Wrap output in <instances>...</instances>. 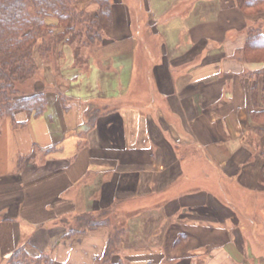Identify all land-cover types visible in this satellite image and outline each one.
<instances>
[{
	"label": "crops",
	"instance_id": "1",
	"mask_svg": "<svg viewBox=\"0 0 264 264\" xmlns=\"http://www.w3.org/2000/svg\"><path fill=\"white\" fill-rule=\"evenodd\" d=\"M111 3L88 64L33 82L44 114L0 126V264L21 246L97 264L112 225L67 237L64 223L104 211L126 219L112 264H264V134L248 130L244 76L262 65L236 60L264 15L241 0Z\"/></svg>",
	"mask_w": 264,
	"mask_h": 264
},
{
	"label": "trees",
	"instance_id": "2",
	"mask_svg": "<svg viewBox=\"0 0 264 264\" xmlns=\"http://www.w3.org/2000/svg\"><path fill=\"white\" fill-rule=\"evenodd\" d=\"M240 4L241 13L247 18L264 15V0H241ZM111 23V0H0V124L5 118L13 119L18 111L24 112L29 119L39 118L46 111L43 93L21 92L38 74L36 54L44 64L53 58L56 70V56L61 52L58 47L65 44L72 52V67L80 69L93 57L96 45L102 44L103 31ZM263 30L264 24L259 20L250 24L246 28L245 45L236 56L240 63L262 65L260 70L244 75L253 82L248 116L255 126L248 130L258 138L264 134ZM95 112L89 110L88 115L93 119L99 113ZM259 154L264 158V147ZM21 162L18 161V167ZM259 179L264 183V163ZM109 213L79 215L72 219L74 226L67 227V237H74L112 225L106 250L97 264H112L125 234L126 219L110 217ZM9 264H51V259L46 255L32 258L26 247L21 246L11 255Z\"/></svg>",
	"mask_w": 264,
	"mask_h": 264
},
{
	"label": "rangeland",
	"instance_id": "3",
	"mask_svg": "<svg viewBox=\"0 0 264 264\" xmlns=\"http://www.w3.org/2000/svg\"><path fill=\"white\" fill-rule=\"evenodd\" d=\"M251 24H253V23H251ZM65 47H68L67 45H63V46H61V47H59L60 49H66ZM69 49H70V47H68ZM73 48V47H72ZM85 49H82V52L81 53H84V55H85ZM64 52V51H63ZM62 54H64V61H61L62 59H63V55ZM62 54H59L58 53V56H57V60L59 61L58 63H56V70H55V66H54V63H53V58H52V61H49L47 64L45 63H43V62H41V60H40V58H39V56L36 54L35 55V60H36V62H37V65H38V74H37V76L35 77V78H33L32 80H31V82H29V83H26L24 86H23V88H22V91L21 92H23V93H25V94H31V93H34V89H33V82L34 81H36V80H38L37 78H40V77H45V78H50L51 80H53V78L52 77H54V76H58V75H63V76H70V72H68V71H66L64 68H66L67 67V65L65 64V61L67 60V59H72L73 60V57H72V52H71V49L68 51V50H65V52L64 53H62ZM56 60V61H57ZM55 61V60H54ZM55 61V62H56ZM73 62V61H72ZM43 69H45V72H44V70ZM60 70H61V73H60ZM7 119H9V118H5L3 121H2V123L1 124H3ZM1 124H0V126H1ZM17 124H14V126H16ZM18 126V125H17ZM110 223H112L113 224V221H111ZM66 226H69V227H72V226H74V224L72 223V221H70V222H68L67 224L66 223H64ZM256 247V246H255Z\"/></svg>",
	"mask_w": 264,
	"mask_h": 264
}]
</instances>
